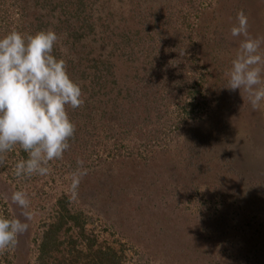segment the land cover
<instances>
[{
    "label": "rangeland",
    "instance_id": "1",
    "mask_svg": "<svg viewBox=\"0 0 264 264\" xmlns=\"http://www.w3.org/2000/svg\"><path fill=\"white\" fill-rule=\"evenodd\" d=\"M81 1L66 13L53 11L58 0H0V38L22 30L28 6L26 22L59 35L53 55L84 99L68 108L75 134L48 175L18 178L27 153L4 154L0 216L24 220L10 199L22 190L33 219L0 264H72L90 241L123 245L124 264H264V103L254 110L227 88L242 39L231 36L236 16L264 36V0H93L87 10ZM81 20L93 28L85 37ZM101 87L114 88L112 100ZM78 161L88 174L73 191ZM228 181L237 186L219 191ZM67 214L74 220L43 252Z\"/></svg>",
    "mask_w": 264,
    "mask_h": 264
},
{
    "label": "clouds",
    "instance_id": "2",
    "mask_svg": "<svg viewBox=\"0 0 264 264\" xmlns=\"http://www.w3.org/2000/svg\"><path fill=\"white\" fill-rule=\"evenodd\" d=\"M236 21L231 36L242 39L231 62L227 88L247 93L255 110L264 103V36L250 35L243 11ZM58 40L51 29L34 35L14 30L0 38V164L4 154L19 145L27 158L15 165L18 178L49 174L50 162L63 157L75 134L68 108L84 103L81 84L68 74L66 61L53 55ZM77 163L73 191L88 174L84 162ZM10 199L22 210L24 220L0 216V251L15 247L17 237L29 229L25 221L33 219L24 191H13Z\"/></svg>",
    "mask_w": 264,
    "mask_h": 264
},
{
    "label": "trees",
    "instance_id": "3",
    "mask_svg": "<svg viewBox=\"0 0 264 264\" xmlns=\"http://www.w3.org/2000/svg\"><path fill=\"white\" fill-rule=\"evenodd\" d=\"M21 1H24V0H21ZM27 1V0H26ZM40 0H38L39 2ZM53 1V0H52ZM90 1H93V0H82L81 3H82V6L87 10L88 8V4L90 3ZM48 3L49 0H45V3ZM77 2V4L79 5V0H58L57 4H54V7H53V11L54 9H57V8H61L64 12L66 13H69L70 11L72 12H75V13H78L79 12V8L75 7L74 9H72L75 5V3ZM22 14L25 16V18H20L18 20V22H20V26L22 27V30L20 31L21 33H24L25 35H30V32L27 34V31L29 29L35 27H37L39 30H43L42 27L44 26V24H39V23H36L34 21H30V22H26V16L28 15V10H29V7L28 6H22L20 8ZM86 10H83L84 12ZM81 11V13L83 12ZM80 15V14H79ZM41 18V16H39ZM81 24H83V32H82V35L83 37H85V35H89L92 33V27H91V23L87 20H81ZM60 26V25H59ZM61 27V26H60ZM57 28V26L55 27ZM62 28V27H61ZM57 30V29H56ZM38 30H36L37 32ZM79 32V29H74L73 32L71 33L72 36H76L75 34H77ZM35 33H33L34 35ZM210 50H212V48L209 47ZM208 49V50H209ZM206 56V55H204ZM217 58V57H216ZM215 59V58H214ZM220 81V80H219ZM102 89L101 90H106L103 94L105 96H108L110 97V100H112V95H113V92H114V88L113 87H101ZM226 89V88H225ZM116 99H114L113 101H116ZM113 109L116 110V109H119V106H113ZM207 125H208V122L203 124L202 126H199V127H205V129H210V128H207ZM211 125V129H214V122L212 121L210 123ZM192 146V145H191ZM195 148V146H193V148H189L188 147V151H193ZM219 169V168H218ZM214 170L212 169L211 171H214L215 174H218L221 172L220 170ZM218 171V172H217ZM224 188L223 186L220 187V190H224V191H230L231 189L235 188L237 185L236 184H233L231 183L230 181H228L226 184H224ZM64 211H67V210H64ZM69 212V211H67ZM68 216V214H67ZM74 220V216L73 215H70L68 217H65L64 218V221H62L61 219V223L59 224H55L54 227H52V230L51 231H48L46 236H45V241L42 245V251L45 252V251H49V247H52L53 246V242L50 240L51 237H52V233L55 232V233H58L62 228L63 226L65 225V223L67 224V222H69ZM82 236L84 237V231L82 230ZM74 245L76 243H73ZM99 245H97V242L96 241H90L88 242V244L86 245V247L88 248V251H89V254L87 253V255H84V251L81 249V250H78V257L75 258L73 261H72V264H76L77 261H81L82 258L81 257H85V259H88L90 258L91 261H90V264H124V261H123V257H124V246L121 245L120 249L121 250H118V249H115V248H108V249H105V248H102V247H99ZM88 264H89V261H88Z\"/></svg>",
    "mask_w": 264,
    "mask_h": 264
}]
</instances>
